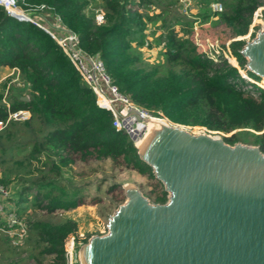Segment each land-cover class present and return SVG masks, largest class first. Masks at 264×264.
<instances>
[{"label": "trees", "instance_id": "trees-1", "mask_svg": "<svg viewBox=\"0 0 264 264\" xmlns=\"http://www.w3.org/2000/svg\"><path fill=\"white\" fill-rule=\"evenodd\" d=\"M212 1L221 2L220 13L210 12ZM26 3L43 5L58 16L77 35L84 52L98 55L118 93L153 118L193 131L244 129L252 145L264 153V81L244 69L238 53L244 41L235 39L246 33L253 11L264 6V0H195L201 22L215 18L214 25L230 31L231 64L221 55L213 62L197 50L190 37L192 21L172 10L179 0ZM97 8L104 13L99 25L93 19ZM149 25L154 27L151 35L160 30L153 39L162 59L158 64L140 58V48H151ZM4 67L17 71L25 82L27 100L7 96V107L1 102L5 82L0 84V185L15 188L5 201L24 223L21 241L37 264H43L44 257L53 258L45 264H65L64 242L77 234L74 220L50 217L83 204L87 196L98 206L97 215L106 219L122 203L109 196L119 188L114 179L121 172L145 179L137 187L149 201L166 202L161 182L138 157L127 134L111 126L110 112L96 106L94 94L59 46L40 28L18 21L0 6V68ZM237 70L262 89L245 82ZM16 110H27L29 119L5 123L8 111ZM240 132L221 139L229 145L241 142ZM65 170L70 178L64 177ZM19 240L0 234V246L16 247Z\"/></svg>", "mask_w": 264, "mask_h": 264}, {"label": "water", "instance_id": "water-1", "mask_svg": "<svg viewBox=\"0 0 264 264\" xmlns=\"http://www.w3.org/2000/svg\"><path fill=\"white\" fill-rule=\"evenodd\" d=\"M238 53L246 71L264 77V25ZM164 121L144 155L136 150L166 202L122 186L125 200L107 218L106 233L80 247L79 264L85 248L90 264H264V153ZM123 125L132 143L144 132L130 131L129 119Z\"/></svg>", "mask_w": 264, "mask_h": 264}, {"label": "built area", "instance_id": "built-area-1", "mask_svg": "<svg viewBox=\"0 0 264 264\" xmlns=\"http://www.w3.org/2000/svg\"><path fill=\"white\" fill-rule=\"evenodd\" d=\"M18 1L21 5L17 4ZM0 6L5 9L9 16L17 19L18 21L29 22L49 35V37L59 46L62 53L71 63L82 82L94 94L96 106L110 112L112 117L111 126L116 131H123L127 134L123 125V122L126 119L130 120L129 130L133 131L136 128V123L141 121L137 118L136 114L140 118H147L150 116L142 110L143 108L132 104L126 97L118 93L116 87L112 85L109 77L107 76L103 63L98 55H91L84 52L78 45L77 35L65 28L58 16L51 15L46 12L43 5H28L26 0H0ZM23 6H28V8L24 9ZM208 7L212 14H218L222 11V5L218 1H212ZM257 10L258 9L256 8L255 11H253V17L256 15ZM182 12H185V8L182 9ZM41 19L48 24V21L52 20L54 23V30H57L59 35L54 34L50 29L45 27L40 22ZM93 19L97 25L102 23L104 21L103 11L99 8L93 9ZM193 38L194 39H192V41L193 43L195 42L194 45L196 46V44H198L197 38H195V36ZM205 46V49H203L201 53H203L208 59L216 62L218 56L221 55L229 62L231 54L227 46L225 49H222L218 48L213 43H208L207 41L205 42ZM11 71L13 72V70ZM237 72L245 82L255 84L245 75L239 73L238 70ZM13 73L16 74V77L19 76L17 71ZM7 88V86L4 87L1 102L5 103L8 107V104L6 103ZM114 103H119L120 107L116 108ZM29 117L30 113L27 110L8 111L5 123L8 121H26ZM1 126L2 123L0 122V127ZM8 197L9 189L0 185V234H4L17 240L26 235V228L24 223L19 219L17 213H15L5 201ZM73 240L74 236H71L64 242L63 250L65 264H75L77 261L76 247H74L75 245Z\"/></svg>", "mask_w": 264, "mask_h": 264}, {"label": "rangeland", "instance_id": "rangeland-1", "mask_svg": "<svg viewBox=\"0 0 264 264\" xmlns=\"http://www.w3.org/2000/svg\"><path fill=\"white\" fill-rule=\"evenodd\" d=\"M220 2V1H218ZM221 3V2H220ZM185 8V12H182V9ZM256 15L253 17L251 15L250 23L247 27L246 33L241 37H236L235 39H241L244 42L249 41L253 38L256 30L260 29L264 25V6H260L257 8ZM172 10L177 13H182L187 17L189 21H192L191 26V34L190 37L197 38L196 47L199 52H202L205 49V42L213 43L218 48L226 47L230 39V31L222 26V25H214L212 21L215 18H209L206 22H201L199 17H196V14L200 11L198 6L195 4V0H180L176 6L172 8ZM157 12V10H155ZM40 22L50 29L54 34L59 35L57 30H54V23L52 20L45 22L44 20H40ZM154 30V27L149 25V29L147 30V42L151 43V48L147 49L146 47H142L139 49L140 58L142 61H146L149 64H158L161 62V56L159 55V48L154 47L153 39L160 33V30H156L154 35H151V31ZM195 43V42H194ZM200 45V46H199ZM241 73V71L239 70ZM9 79V80H7ZM5 82V87L7 86V96L12 97H26L27 98V87L25 82L20 78V76L16 77V74L7 68H0V84ZM250 83V82H248ZM255 85V84H253ZM256 86V85H255ZM258 87V86H257ZM6 96V97H7ZM116 108L120 107L119 103H114ZM144 112L148 113L147 110L142 109ZM151 116V115H150ZM152 117V116H151ZM199 130L205 129L209 133L213 135H217L219 137H228L231 133L236 131L240 132V136L243 141L237 142L245 145H252L251 137L246 134L244 129L241 130H233L227 133L220 131H211L206 129L205 127H198ZM264 129V125H263ZM243 142V143H242ZM133 145V143H132ZM63 175L66 178H70L69 171H63ZM114 182L118 183L117 189L109 194L114 199H121L123 202L125 200L124 190L122 186L124 184H130L134 187H137L139 183L145 184V179L139 177L138 175L132 172H121L117 174ZM9 195H14V186L10 184L9 187ZM150 189V186H147V190ZM139 190V189H138ZM141 193V192H140ZM142 194V193H141ZM146 198V197H145ZM147 199V198H146ZM148 200V199H147ZM149 201V200H148ZM104 200H101V203ZM151 202V201H150ZM121 204V203H120ZM97 207L96 204L90 201L89 197H85L83 204L75 207L72 210L67 212H59L58 214H53L50 218L52 220H59L61 218L72 219L77 223V234L74 236V247H76V256L77 263L78 261V250L80 247L88 242V240L92 236H101L106 233V220L112 213L106 217V219H102L97 215ZM114 211V210H113ZM112 211V212H113ZM20 240L16 243V247H12V245L2 244L0 246V264H37L33 259L32 251L27 247L24 243V240ZM26 239V237H25ZM21 241V242H20ZM52 257H44L41 261L43 264L52 263Z\"/></svg>", "mask_w": 264, "mask_h": 264}, {"label": "bare ground", "instance_id": "bare-ground-1", "mask_svg": "<svg viewBox=\"0 0 264 264\" xmlns=\"http://www.w3.org/2000/svg\"><path fill=\"white\" fill-rule=\"evenodd\" d=\"M260 79L262 81H264V77H260ZM148 117L149 118H144V119H146L145 121H140V122L136 123V125H135L136 129H139L141 126L144 127V132H143L142 136L137 138L133 142V145L136 147V149L138 150V152L140 153L141 156L144 155L143 154V151L145 149L144 148L145 147L144 144H145L146 139L148 138V136L151 133H153L159 126L164 125V123H165V121L163 119H160V118L156 119V118H153L151 116H148ZM193 132H199V131L195 130ZM123 186L125 187L127 192H130V191L133 190V188H132V186L130 184H124ZM80 261H81V264H90L89 263V253L87 252L86 248L83 251L80 252Z\"/></svg>", "mask_w": 264, "mask_h": 264}]
</instances>
